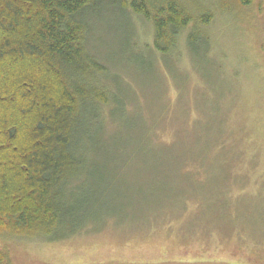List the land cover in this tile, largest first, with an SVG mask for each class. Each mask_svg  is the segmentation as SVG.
Wrapping results in <instances>:
<instances>
[{
    "label": "rangeland",
    "instance_id": "1",
    "mask_svg": "<svg viewBox=\"0 0 264 264\" xmlns=\"http://www.w3.org/2000/svg\"><path fill=\"white\" fill-rule=\"evenodd\" d=\"M200 1L213 3L209 43L186 49V31L164 58L143 45L153 28L141 18L134 29L107 8L88 17L99 81L118 100L99 131L104 153L76 180L67 238L0 236V264H264V0L234 11ZM154 127L173 143L152 145ZM227 129L256 170L239 158L227 172L226 153L212 152ZM189 160L203 171L182 173Z\"/></svg>",
    "mask_w": 264,
    "mask_h": 264
},
{
    "label": "trees",
    "instance_id": "2",
    "mask_svg": "<svg viewBox=\"0 0 264 264\" xmlns=\"http://www.w3.org/2000/svg\"><path fill=\"white\" fill-rule=\"evenodd\" d=\"M216 1L234 11L254 0ZM201 2L0 0V236L67 238H62L65 227L77 220L83 199L75 194L76 180L97 171L89 160L104 153L96 146L99 131L118 100L99 81L107 71L88 49V17L107 8L127 17L131 26L133 16L141 18L153 28L152 43L143 45L164 58L183 49L180 37L186 31V49L209 43L205 28L215 16L209 10L213 3L206 8ZM178 124L187 128L188 122ZM229 132L225 130L212 152L226 153L227 172H234L242 155L234 137L225 143ZM150 133L146 138L152 145L173 143L159 139L160 128ZM128 155L134 154L122 156ZM253 156L242 158L247 169H257ZM199 164L187 161L182 173L203 171Z\"/></svg>",
    "mask_w": 264,
    "mask_h": 264
}]
</instances>
